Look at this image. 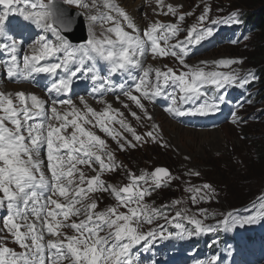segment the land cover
I'll list each match as a JSON object with an SVG mask.
<instances>
[{
    "label": "snow or ice",
    "instance_id": "obj_1",
    "mask_svg": "<svg viewBox=\"0 0 264 264\" xmlns=\"http://www.w3.org/2000/svg\"><path fill=\"white\" fill-rule=\"evenodd\" d=\"M155 4L156 15L175 22L149 20L141 29L117 0H0V75L10 83L38 85L37 78L46 74L44 98L23 89L0 91V264H140L138 245L147 252L157 240L230 232L264 221V197L252 214L229 212L215 225L206 223L215 214L194 213L181 206L185 200L154 206L146 198L180 178L164 167L136 175L117 161V150L149 142L168 147L148 111L158 98L170 102L164 110L173 118L215 116L228 102L229 88L248 90L259 79L233 67L243 66V59L201 62L204 67L185 63L191 46L213 37L209 25L239 24L236 12L212 18L205 4L196 22L183 28L193 12L164 0ZM81 24L86 37L77 36ZM182 32L186 36L178 39ZM169 56L187 71L177 75L148 63ZM81 79L91 83L89 95L103 105L99 111L84 96L74 102V82ZM110 94L127 115L108 102ZM129 115L136 122L153 121L150 130L138 134ZM231 117L233 124L243 121L236 111ZM118 172L128 183L116 186L102 178ZM185 175L201 173L190 168ZM185 183L193 206L217 195L209 183ZM105 193L115 204L99 209ZM194 264L222 262L213 255Z\"/></svg>",
    "mask_w": 264,
    "mask_h": 264
},
{
    "label": "rangeland",
    "instance_id": "obj_2",
    "mask_svg": "<svg viewBox=\"0 0 264 264\" xmlns=\"http://www.w3.org/2000/svg\"><path fill=\"white\" fill-rule=\"evenodd\" d=\"M141 1L138 2L142 3V8L139 10L138 19L136 17V22L141 29L145 27L149 20L161 21L160 17L163 19L162 15L158 16L153 12V9L149 10L147 8V4L152 0ZM164 3H172L176 6L182 5V9H178V11L194 13L193 16L187 17L186 24L183 23L184 28H189L196 22V17L201 13L205 4L211 7L212 11L210 15H214L213 18L228 17V14L236 12L239 19L243 11H249L254 5L252 2H246L245 0H176V2L164 0ZM168 19L175 22V18L173 17H169ZM234 25L236 26L237 24ZM209 26L214 27L213 37L201 42L199 45L190 47L189 55L186 57L188 58V65L204 67V64L201 62H206L211 66L214 61H219L220 59L235 58L244 60L243 66H233L240 68L242 72L252 71L257 73L260 71L262 68L259 65L260 63H252L254 52H256L260 44L257 41L258 38L252 35L243 45H239L240 43L236 44V39L228 32L232 25H225L228 30H223L222 24ZM220 70L228 71V69ZM87 85L88 82L82 79L74 82L72 93L74 102L79 104L77 97L84 96L94 108L100 110L103 105H97L92 101V97L88 94L91 86L87 87ZM84 87L87 88L85 93L82 91ZM6 88V90L11 89L10 92H13V86L7 85ZM43 88L44 86L39 87L38 91L44 92L42 90ZM234 89H237V91L232 92L230 88L227 90V103L230 105L229 112L224 117L220 115L222 118L218 116L216 118L218 124L214 127H199L198 131H187L190 129L169 122L167 120L168 118L165 117L166 115H161V113L153 109L151 115L153 116L154 122L159 125V135L163 137V142L167 143L168 147L165 149L153 147L144 150L146 148L144 145L138 148L140 152L126 156L124 160L131 167L147 166L149 168L148 172L154 170L156 167H165L170 170L173 176L175 174L179 175L177 177L180 179L172 182L170 190L167 189L158 192V195L152 201L154 206L158 207L162 204H170L172 200H185L187 203L181 206L191 208L195 213V210L199 206H193L188 201V197L191 194L184 192V188L189 186L185 181H190L191 184L196 186L209 183L217 193L211 202H201L203 204L200 209H208L210 213L216 215V219H209L207 220L208 222H215L229 212L239 216H246L258 210L260 199L264 197V162L258 163L257 161V152L261 151L264 147V99L261 100L260 98V93L264 97V83L261 86L260 84L254 85L253 88H250L249 85L245 94L240 92L243 89ZM259 89L261 92L257 99L254 95ZM248 91H250L249 94H247ZM106 99H108L109 103L116 102L112 95L106 97ZM249 100L251 103L248 102ZM240 105H243V107L241 108ZM114 108H120L127 115V109H123L122 106H114ZM233 111H236L240 117H243V121L239 125L231 122V113ZM215 116L204 118L214 120ZM128 120L133 125L134 120H132L130 115L128 116ZM142 122L150 125L153 123V121L146 120ZM193 123L195 122L193 121ZM141 128V134L144 131H148L143 126ZM109 145L111 148H116L114 142ZM257 146H259L258 149ZM185 157H190V159L186 160ZM190 168L199 171L201 173L200 177L186 176L185 173ZM87 173L94 175L90 171ZM119 176V179L113 176L108 177L107 174H104L103 177L106 178L108 183L116 186L126 184L123 182V172ZM111 200L112 197L105 193L99 203V209L110 206ZM260 222L264 225V221ZM163 245L156 244V247L151 246L147 252H144L142 247L140 248L142 250L141 254H138L139 250L137 251L138 257L141 258L147 255L150 260L158 259L165 262L176 261V259L165 258V255L172 250L179 251L180 254L182 251L175 250L172 246L164 248ZM262 247L264 248V244ZM225 248L227 255L231 251V256L237 255V260H243L244 264H259L260 259L263 260L261 264H264V251L248 249L242 253L235 247ZM196 258L201 259L202 255H197ZM252 260L253 262H251ZM221 262L222 264H226L224 263V259ZM179 264L188 263L180 262Z\"/></svg>",
    "mask_w": 264,
    "mask_h": 264
},
{
    "label": "trees",
    "instance_id": "obj_3",
    "mask_svg": "<svg viewBox=\"0 0 264 264\" xmlns=\"http://www.w3.org/2000/svg\"><path fill=\"white\" fill-rule=\"evenodd\" d=\"M245 1L252 2L254 4L252 9L250 8L249 11H245L243 17L246 22H248L251 26H253L257 30V34L255 37L258 38L257 41L260 44L256 52H254L252 63H260L259 65L262 68L260 69L259 74H260L261 84H263L264 83V0H245ZM258 147L259 146H257V149ZM257 161L258 163L264 162V147L261 149V151L257 152Z\"/></svg>",
    "mask_w": 264,
    "mask_h": 264
},
{
    "label": "bare ground",
    "instance_id": "obj_4",
    "mask_svg": "<svg viewBox=\"0 0 264 264\" xmlns=\"http://www.w3.org/2000/svg\"><path fill=\"white\" fill-rule=\"evenodd\" d=\"M169 1L170 2H176V0H169ZM117 2L123 8H125V10L128 13H131V15H133L135 18L137 17V19H138L139 10L142 8V3L137 2V1H134V0H117ZM138 23H141V22H138ZM23 84H25V85H23ZM23 84L10 83L6 79H4V80H2L0 82V91H5V89H7L6 86L7 85H10V86H13V90H12L13 93L15 92V90L20 89V88H23V89H26V91L28 93H30V94H36L35 91H33V85H29L28 83H23ZM6 91L10 92L11 89L6 90ZM38 96L40 98H44L46 96V93H38ZM187 131H193V130H187Z\"/></svg>",
    "mask_w": 264,
    "mask_h": 264
},
{
    "label": "water",
    "instance_id": "obj_5",
    "mask_svg": "<svg viewBox=\"0 0 264 264\" xmlns=\"http://www.w3.org/2000/svg\"><path fill=\"white\" fill-rule=\"evenodd\" d=\"M84 33H85V27H84V24H81L80 25V31L77 32V36H81V35L84 36ZM74 42H79V40H74Z\"/></svg>",
    "mask_w": 264,
    "mask_h": 264
}]
</instances>
